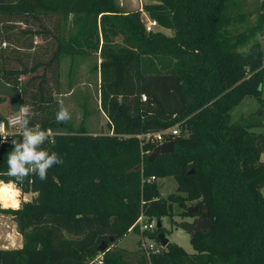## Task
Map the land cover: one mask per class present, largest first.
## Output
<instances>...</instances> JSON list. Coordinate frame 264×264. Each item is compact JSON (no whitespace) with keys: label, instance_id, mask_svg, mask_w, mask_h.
I'll use <instances>...</instances> for the list:
<instances>
[{"label":"trees","instance_id":"16d2710c","mask_svg":"<svg viewBox=\"0 0 264 264\" xmlns=\"http://www.w3.org/2000/svg\"><path fill=\"white\" fill-rule=\"evenodd\" d=\"M244 7V0H149L142 10L124 11L117 0H0L1 23L59 18L57 47L45 65L99 54L100 105L110 127L93 134L57 122L58 106L43 85L47 73L41 75L43 117L33 111L30 127L53 132L43 147L64 163L48 170L47 181L30 175L17 184L32 194L19 208L0 206L23 236L22 247L0 248V264H88L103 241V264H264V133L251 130L264 114L236 123L230 115L246 96L261 99L264 77V0ZM144 13L173 35L147 32ZM254 15V24L238 30ZM35 69L0 70V78L20 87V75ZM177 125L181 133L167 137L173 151L150 161L158 143L142 145L136 135ZM13 139L22 137L0 136L5 183L14 181L6 175ZM168 176L176 192L161 198L158 179ZM175 204L183 219L172 222L190 235L194 254L175 243L150 254L114 246L139 230L141 216H173ZM158 231L149 235L161 244Z\"/></svg>","mask_w":264,"mask_h":264},{"label":"rangeland","instance_id":"374dc122","mask_svg":"<svg viewBox=\"0 0 264 264\" xmlns=\"http://www.w3.org/2000/svg\"><path fill=\"white\" fill-rule=\"evenodd\" d=\"M263 0H244L245 9L247 11L254 10L259 7ZM119 6L124 11H133L142 9L143 4L149 0H117ZM256 15L252 16L249 21L238 27V30H244L248 26L255 23ZM43 24V26L41 25ZM59 23L57 16H42L39 18L29 19L28 22L16 23H1L0 20V70H20L32 69L26 74L20 75L19 86L8 84L0 78V112L6 117L18 114L22 105V94L20 88H26V102L31 105L34 113H37L39 118L43 117V112L39 109V101L41 99L40 83L42 82L41 75L47 73V82L43 83L46 90V95L51 97L59 107V102H63L64 106L69 110L71 119L67 122L71 123L75 128H82L84 131L98 134L110 132L109 119L101 109L100 100V74L98 65L101 62V57L97 53L90 56L71 58L63 55L60 61L53 62L51 65H45L53 55L57 47V39L54 34H57L56 27ZM12 26V27H10ZM161 31V28L159 29ZM165 33L172 35L173 31L165 30ZM3 37H8L6 42H3ZM264 47V37L258 36ZM244 49V48H243ZM246 49V48H245ZM264 83V77L263 82ZM43 107V105H41ZM52 108L51 111H54ZM58 109V108H57ZM12 114V115H9ZM264 114V91H261V99L256 95H248L245 99L230 111L231 122L236 123L242 120L249 121L254 115H259L258 121L263 120ZM252 131L264 133V124H255L251 128ZM18 131V128H17ZM53 134V132H50ZM187 134L186 131L183 132ZM264 160V153L262 154ZM158 186L161 198H167L170 193L176 192L177 182L174 177L168 176L158 179ZM18 189V188H17ZM19 190V189H18ZM264 194V188L262 190ZM19 195L26 196L31 199V193H21ZM19 207L23 203L19 199ZM192 203H188L191 205ZM2 207H4L2 205ZM18 207V208H19ZM14 208V207H4ZM173 216H163L160 218L162 230L169 243H175L183 247L189 254H194L196 251L190 242V235L183 229L173 224L172 219L181 221L183 218L179 215L182 208L174 205ZM0 218L9 220V224L4 226L9 231V234L18 232L16 222L11 215L0 214ZM187 220H192L191 217H186ZM144 223L155 221V229L153 233L158 231V218L144 217ZM12 222L15 226L12 227ZM0 221V226H1ZM141 230H130L123 238H120L114 243L116 248H124L130 252L144 253L145 247L153 246L159 248L161 244L153 235ZM160 232L158 231V234ZM10 245H14V239L10 235ZM141 242V244H140ZM13 243V244H12ZM4 245L0 237V246ZM144 249H143V248ZM167 249V246L165 247Z\"/></svg>","mask_w":264,"mask_h":264},{"label":"clouds","instance_id":"9594fccd","mask_svg":"<svg viewBox=\"0 0 264 264\" xmlns=\"http://www.w3.org/2000/svg\"><path fill=\"white\" fill-rule=\"evenodd\" d=\"M257 91H264V83L258 86ZM31 105L22 104L18 114L9 121V124L18 128L20 140L13 139V149L7 156L6 175L14 178L13 182L0 181V206L4 204L5 197L10 196L17 184H22L27 177L35 175L40 181H47L48 170L56 164H63V159L55 152L49 153L43 145L49 141L50 133L39 126L30 127L33 117ZM71 119L69 110L63 102H59L56 112L57 122H67ZM7 132L0 125V136L7 141Z\"/></svg>","mask_w":264,"mask_h":264},{"label":"built area","instance_id":"2783aa9c","mask_svg":"<svg viewBox=\"0 0 264 264\" xmlns=\"http://www.w3.org/2000/svg\"><path fill=\"white\" fill-rule=\"evenodd\" d=\"M143 20H144V24H145V28L147 32H156V31H159V29L161 28V25L159 24V22L156 19L150 17L147 13H144ZM146 99L147 97L143 95L142 100L146 101ZM15 115L10 116V117H0V125H2L5 128V131L7 132V134H10L12 132H18L17 127H13L12 125L9 124V121L13 119ZM180 133H181L180 126L177 125L173 128H169V129H166L160 132H148V133L137 134L136 137L140 140L142 145L148 142L158 143L159 145V144L169 141L167 140L168 136H176V135H179ZM151 180H155V177H152L151 179H148L147 181L149 182ZM18 198L19 199L21 198L22 202H27L28 200H30L26 196H23L22 198V195H19ZM143 219L144 217L141 216L136 223L137 225L140 226L141 230L152 231L155 229L154 220L147 224V223H144ZM145 250L148 252V254H150L151 252L153 253L157 252L158 248H155L151 245L149 247H145ZM104 254L105 252L99 251L97 255H95L94 257L88 260V264H103Z\"/></svg>","mask_w":264,"mask_h":264},{"label":"water","instance_id":"95a60500","mask_svg":"<svg viewBox=\"0 0 264 264\" xmlns=\"http://www.w3.org/2000/svg\"><path fill=\"white\" fill-rule=\"evenodd\" d=\"M173 146H174V143H173L172 140L164 142L162 144H159L151 152V154L149 156V160L151 161V160L155 159L159 154L172 152L173 151ZM140 168H141V165H138L136 169L138 170ZM192 172H193V170H192ZM196 210H197V206H193V207L190 208L191 212L196 211ZM161 226H162V223H161L160 220H158L157 227L160 228ZM158 238L160 240L161 246L165 248L168 245V243H169V239L166 237V235L163 232H160L158 234ZM109 239H110V242H114L115 237L114 236H110ZM106 250H108V242L107 241H103L101 243V245L99 246L98 251L104 252Z\"/></svg>","mask_w":264,"mask_h":264},{"label":"crops","instance_id":"0c3cea01","mask_svg":"<svg viewBox=\"0 0 264 264\" xmlns=\"http://www.w3.org/2000/svg\"><path fill=\"white\" fill-rule=\"evenodd\" d=\"M165 30H171V29H167V28H162L161 27V31L162 32L165 33ZM3 114L4 113L0 112V116L1 117L8 116L7 113H5L6 116H3ZM9 115H12V114H9ZM0 221H1V223H3L0 226V237L2 238V240L4 242V245L0 246V248L7 249V248H20V247H22V245H23V236H22V234H20L19 232L15 233L13 235H12V233L9 234V231L4 226L5 224H7V225L9 224V220H6V218L5 219L0 218ZM11 226L14 227L15 226V223L12 222ZM10 235L14 239V242H13V243H15L14 245H10L11 244V242H9L10 241V238H9Z\"/></svg>","mask_w":264,"mask_h":264},{"label":"bare ground","instance_id":"6f19581e","mask_svg":"<svg viewBox=\"0 0 264 264\" xmlns=\"http://www.w3.org/2000/svg\"><path fill=\"white\" fill-rule=\"evenodd\" d=\"M18 197H19V190L15 188L14 192L10 196L5 197L3 206L18 208L20 204Z\"/></svg>","mask_w":264,"mask_h":264}]
</instances>
